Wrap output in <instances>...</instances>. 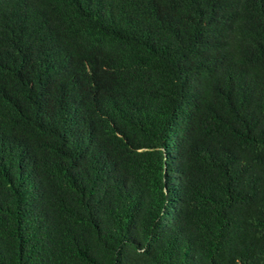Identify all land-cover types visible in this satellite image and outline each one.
Segmentation results:
<instances>
[{
  "label": "trees",
  "instance_id": "trees-1",
  "mask_svg": "<svg viewBox=\"0 0 264 264\" xmlns=\"http://www.w3.org/2000/svg\"><path fill=\"white\" fill-rule=\"evenodd\" d=\"M0 264H264V0H0Z\"/></svg>",
  "mask_w": 264,
  "mask_h": 264
}]
</instances>
